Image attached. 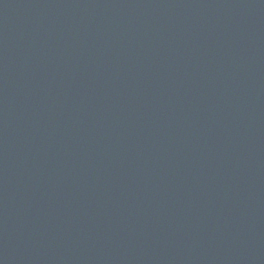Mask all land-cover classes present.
<instances>
[{"label": "water", "instance_id": "1", "mask_svg": "<svg viewBox=\"0 0 264 264\" xmlns=\"http://www.w3.org/2000/svg\"><path fill=\"white\" fill-rule=\"evenodd\" d=\"M0 264H264V0H0Z\"/></svg>", "mask_w": 264, "mask_h": 264}]
</instances>
